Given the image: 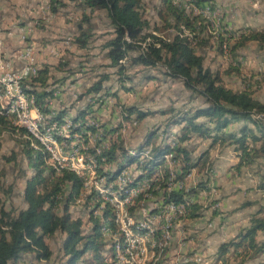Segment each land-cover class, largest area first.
I'll return each mask as SVG.
<instances>
[{
    "label": "rangeland",
    "instance_id": "374dc122",
    "mask_svg": "<svg viewBox=\"0 0 264 264\" xmlns=\"http://www.w3.org/2000/svg\"><path fill=\"white\" fill-rule=\"evenodd\" d=\"M50 1H33V8L38 10L37 14L33 15L32 21H29V32L31 31V33L28 37L35 38L36 43L48 50L50 47L59 48L54 51L56 57H45L44 55L43 59H37L36 57L39 58L40 54L36 53L35 56L33 49V58L35 61L38 60L36 63L39 70L45 68L48 71V91L55 90L47 105L55 113L66 112V118L62 122L65 123L63 135L67 139L61 137L59 143L65 144L67 141L70 145L69 147H67L68 144L63 146L60 156L75 153L77 157L87 159V164H93L96 168V163L91 158L89 150L97 151V154H100L101 149H107L113 142L120 143L130 156H136L140 162L146 161L149 147L145 148L144 144L149 133L158 132V138L152 142V145H159L162 142L171 145L172 135L179 132V127H169L166 130V135L161 136L168 118L173 114L160 116L159 113L173 110L175 114L203 108V99L186 91L180 81L164 77L160 68L128 67L127 60L120 62L126 67L121 74H117L116 69L107 68L108 61L101 46L112 37L113 30L106 12L102 10L89 12L81 10L78 5L72 3H60L61 1L54 0L57 4H50ZM171 2L173 6L182 9L189 17H196L198 21H203L201 25L206 28L204 35L210 36L211 43L210 47L197 52L203 56V67L213 74H218L223 86L227 89L234 92L247 89L253 99L264 104V83L260 82V75L264 71V46L259 47L257 44L248 42L232 52V55L228 52L240 35L264 30V0H171ZM198 2H201L202 5L200 6ZM50 7L54 8V13H51ZM159 9V0H140L141 17L149 25L147 33L153 28H158L159 32H156V35L168 38L170 31L163 29V22L158 18ZM83 16H86L87 21L82 24V28L89 27L91 37L87 48L79 53L72 46V40L78 34L76 26L81 25L84 21ZM219 35L223 38L233 37L228 43L229 47H225V45L221 47L222 55H219L215 41ZM23 38V47L28 46L31 39ZM0 42L2 44L1 40ZM1 48H3V44ZM40 58L42 57L40 56ZM28 68V72L34 71L35 63L28 62ZM103 75H107L108 80L102 82V90L95 96L82 97L85 90L96 83L99 76ZM30 81L28 80L24 84L29 85ZM74 86L73 92L68 91V88ZM97 100L98 102L92 104ZM1 103L4 107L8 104L5 99L1 100ZM86 106H90V113L84 117L85 126L94 127L95 133H73L72 129L76 127L72 126L70 120L75 118L78 111L84 110ZM126 107H134L144 114L147 112L149 116L137 121L136 115H132L125 120L126 116L122 114L121 110ZM254 119H260V117H254ZM47 120L44 126L50 123ZM10 121L16 128L17 125L14 124V121ZM236 128L234 125L230 127L231 130ZM15 132L18 133L17 128ZM14 138L7 132H0V199L5 211H12L13 214H16L22 207L21 191L24 181L30 178L31 174L26 167L20 148L13 141ZM23 139L27 140L25 137ZM196 142H199L196 137H190L188 142L182 145L186 146L188 150H192V158H196L206 144L196 145ZM227 147L226 145H215L211 151H208V161L212 157H219V152ZM229 148L232 149V147ZM139 150L142 152L139 153ZM230 150L228 149V151ZM11 154L14 155V160L6 162L5 159L10 158ZM115 155L117 154L115 153ZM45 164L48 165L49 162L46 160ZM227 168L225 171L228 170L226 173L229 177L228 179L222 178L223 184L215 171H209L208 177H205L203 172L197 174L196 171L191 170L181 181L176 180L175 175L171 174L166 189H162L157 186L160 181L155 180H161L159 176L163 174V170L172 169L169 156L161 162L158 173L149 179H146V175L140 172L135 164L123 167L118 179L119 183L127 184V186L133 184L139 188L141 185H146L145 183L153 182L155 188L150 187L149 191L151 192L147 189L146 201L144 200V208L146 207L151 213L157 207V201L161 199L163 192L178 191V184H172V182H181V188L185 190L189 187L194 188L197 182H203L207 189L199 192L197 200L203 209L201 210L202 218L193 222L181 217L173 224H168L170 226L169 236L161 240L166 248L163 253L165 264H237L238 258L235 254L242 253L237 249H231L225 257L217 258V248L221 243L232 241L235 234L226 236L225 239L220 237L223 225L222 223L219 225L220 221L217 215L212 214L220 210L227 213L235 210V207H230L231 204H228L227 211H225L223 205L225 199L235 198L233 200L252 202V207L247 209L248 212H259L258 216L263 218L264 191L257 189L258 180L255 175L264 174V170H261L257 164L251 168H242L239 172L235 171L233 166ZM101 170L103 173L114 172L116 164L105 163L103 158ZM96 176L93 179L98 180ZM98 177L102 178V176ZM105 201L109 204L108 200ZM82 202V199H79L75 205H71L69 213L71 219L82 221L83 233L87 234L90 229L88 214L91 207L90 205L89 207L83 206ZM138 210L139 208H136L134 213ZM56 213L59 215V210ZM93 214L98 217L96 215L98 211ZM214 216L215 219L212 221L211 218ZM242 216L246 217L247 213L239 217L242 218ZM225 231L226 228L221 232L225 233ZM102 234L104 243L100 248V254L104 257L105 262L110 264L109 254H107L109 250L106 242L107 233L102 232ZM62 241L63 236L60 234H55L44 240L51 252L47 261H37L34 255L29 254L22 256L15 264H64L65 258L61 250ZM233 242L236 241L233 240ZM84 258H88L87 255ZM258 262H264V258L261 261L257 259L245 264H259Z\"/></svg>",
    "mask_w": 264,
    "mask_h": 264
},
{
    "label": "trees",
    "instance_id": "16d2710c",
    "mask_svg": "<svg viewBox=\"0 0 264 264\" xmlns=\"http://www.w3.org/2000/svg\"><path fill=\"white\" fill-rule=\"evenodd\" d=\"M63 1L78 5L81 10L106 12L113 30L112 37L101 46L108 61L107 68L116 69L117 74H121L126 69L120 64L123 60H127L128 67L160 68L164 77L180 81L186 91L202 98L204 102L203 108L183 113L174 114L173 110L159 113L160 116L173 114L168 118L161 136L166 135L169 127H179V132L172 135L171 145L163 142L152 145V142L158 138V132L149 133L144 144L146 148L149 147L145 162H140L136 156H130L120 143H111L107 149H101L100 154L89 150L91 158L96 163L97 176H102L108 184L120 178V172L125 165L135 164L137 169L146 175V179H149L158 173L161 162L167 156L170 158L172 169L163 170V174L159 176L161 177L157 185L159 188L166 189L171 174L180 181L192 169L202 174L203 171L210 170L208 151L203 152L197 159H192L190 152L182 146L190 137L208 140L210 148L215 145L232 147L237 158L233 169L237 172L242 168H251L255 164L264 170V104L253 99L247 89L237 92L227 89L218 74H213L203 67V56L197 52L210 47L211 43L210 36L204 35L206 28L201 25L202 20L189 17L182 9L173 6L171 0H159L158 18L163 22V29L170 31L168 38H161L156 35V32H159L158 28H153L147 33L149 25L141 17L140 0ZM53 3L57 4L56 1L51 0L50 4ZM198 3L202 5L201 2ZM50 11L54 13L55 10L50 7ZM83 20L78 27L77 36L72 40V46L77 50H85L91 37V29L82 28V24L87 21L86 16H83ZM231 38L233 39V37L217 36L215 41L219 55L223 54L222 46L229 47ZM248 42L259 47L264 46V30L240 35L228 52L232 55V52ZM48 79L47 69H41L37 77L30 81L28 88L22 87V92L34 98L35 108L48 119H46L50 122L47 123L48 125L61 124L66 118V112L55 113L47 105L54 92L47 89ZM107 80V75L99 76V80L87 88L82 97L97 95L102 90V82ZM260 82L264 83V71L260 75ZM96 102L98 100L92 104ZM90 106L79 111L76 117L70 120L72 126L76 127L72 129L73 133H95V128L85 126L84 122V117L90 113ZM121 112L126 116L125 120L132 115H136L137 121L149 116V113L144 114L134 107L123 108ZM11 119L12 116L0 109V132H7L15 137L13 141L20 148L31 176L24 181L21 192L24 209L16 214L5 211L0 199V264H15L22 256L29 254L34 255L37 261H47L51 252L44 240L55 234L63 236L61 250L65 258L64 264H107L100 254V248L104 243L102 232L108 228L113 229L112 207L94 190L86 192L83 180L74 173L66 170L56 172L46 165V155L33 149L32 140L23 139L26 136L24 130L15 132L16 128L11 123ZM232 125L237 128L228 131V127ZM102 137L104 139V136ZM59 139L57 138L60 142ZM140 152L142 151L139 150ZM14 158L11 154L5 161L9 162ZM103 158L105 163H115L116 171L103 173L101 170ZM256 176L257 189L264 191V174L260 173ZM129 186L134 185L128 184ZM203 190H207L204 183L198 182L194 188L164 192L163 202L168 201L175 206L188 202L184 218L193 221L202 217V208L189 202V198ZM79 199H82L83 206L91 207L88 214L90 229L87 234L83 233L82 221L71 219L69 213L71 205H75ZM249 205L246 203L243 206ZM58 210L59 215L56 213ZM95 211H98V217L93 214ZM216 213L213 212L212 215ZM257 215L258 213L251 216L248 227L234 239L236 242L230 241L217 248L218 259L224 257L229 248L242 251L241 254H235L238 258L237 264H244L245 261L264 252V239L260 243L255 241L258 232L264 233V217L259 218ZM86 255L88 258H84Z\"/></svg>",
    "mask_w": 264,
    "mask_h": 264
},
{
    "label": "bare ground",
    "instance_id": "6f19581e",
    "mask_svg": "<svg viewBox=\"0 0 264 264\" xmlns=\"http://www.w3.org/2000/svg\"><path fill=\"white\" fill-rule=\"evenodd\" d=\"M27 71H28V62H27ZM0 92H1L0 109L6 111L8 114H10V116H12L11 120H13L14 124L17 125L16 128L18 132L19 130L20 131L24 130L26 132L25 138L27 140L30 139L33 141V145H32L33 149L36 152H41L46 155L47 161L49 162L48 164L49 167H51L56 172L66 170L71 173H74L77 177H79V175L75 173V170L72 169V163L64 162L63 160H60L58 156L53 155L51 152V149H55V143L60 144L57 138L62 137L63 139H65L63 133H58V132L43 133V132H49L50 129H60L61 127H65V123L63 122L61 124L52 123L50 125L47 124V126H44V124L41 123H34V116H26V124L28 125V127L20 128L18 126L20 108H26V101L30 102L34 106V98L24 95L22 92V87H15L14 97L20 98L18 99V107H13V105L10 103L6 104L7 106L4 107L3 104L1 103V100L5 99L6 101H10L11 91H10V87L7 86V81H4L1 78H0ZM39 136H42V138ZM44 141H48V144H45ZM93 169H86V176L88 175V179H93L96 176L94 166ZM96 177L98 178V180L95 179L96 182H105L103 178H99L98 176ZM117 181L119 183V180ZM83 182H84L85 191L86 192L91 191L92 190L91 184L86 183L84 180ZM145 184L147 185L148 183ZM102 188L97 187V191L95 192L98 195H100L99 197H102L104 200H108L110 206L113 207V210H119V212L117 213V222L115 218V213L112 211L113 229L108 228L103 231V233H107L106 242L108 243L107 248L109 249L107 253L109 254V258H108L109 263L131 264V258H130L131 249H128L129 241H127V238L125 236V234H131V236L138 241V248L141 253L139 264H165L164 262L165 259L163 258V252L166 248L165 245L161 242V240L162 238H167L169 236L170 226L168 225L169 223H167V218H160L159 224L157 223L142 224L141 212L145 206V201H146L145 196L147 194V189L149 191V189L151 188L147 187L146 191L133 192L130 199H127L128 192L138 191V187L137 188L136 186L128 187L127 184L123 183L122 188H120V184L119 185L110 184V186H108V189H106V186L105 189ZM152 188H155L153 187V183H152ZM166 192L168 193V191ZM122 199H125L124 209H122ZM188 204H189L188 202H185L184 205L179 206L180 208H182L181 217L183 218L185 217V212H186L185 209L188 206ZM136 208L137 209L139 208V210L136 213H134ZM170 211H178V206H175L174 204H170ZM96 215L99 216V213ZM118 223H122V229L119 228ZM122 230L125 234L122 232Z\"/></svg>",
    "mask_w": 264,
    "mask_h": 264
},
{
    "label": "crops",
    "instance_id": "0c3cea01",
    "mask_svg": "<svg viewBox=\"0 0 264 264\" xmlns=\"http://www.w3.org/2000/svg\"><path fill=\"white\" fill-rule=\"evenodd\" d=\"M33 1L34 0H0V40L2 41V44H3V59L5 62L9 63L10 66H12V68L14 70H18L21 66V62H20V60H18V57H17L18 53L23 48L21 37L31 39L29 45H33L35 56H36V53L40 54L39 58L36 57L37 59H43L45 57H56L54 55V53H55L54 51L59 49L58 47H55L54 49L52 47H50L49 48L50 50H48L46 47L43 48L38 43H36L35 38H29L28 37L29 33H31V31L29 32V27H30L29 21L30 20L32 21L33 15H36L37 10H38V9L33 8L34 7ZM59 1H61L60 3L65 2L63 0H59ZM65 3H67V2H65ZM78 27L79 26L77 25L76 28H78ZM2 44L0 42V48L2 47ZM75 50H77V49L75 48ZM81 51H83V50H77V52H79V53ZM44 55H45V57H44ZM40 56L42 58H40ZM40 62L43 63V61H40ZM28 70H29V68H28ZM31 72H35V70L31 71ZM74 90H75V86L73 88H68V91L73 92ZM53 91H55V90H53ZM230 127H228V129H230ZM198 141L199 142H196V145H199L200 143L203 145L204 143H206V144H204L205 147L203 148V150L201 151V153L199 155H201L203 152L211 151V149L213 148V147L210 148V142L208 140L198 139ZM183 147H185L188 150V148L186 146H183ZM228 149L230 150L231 148H229V147L224 148L223 150H221V152H219V154H218L219 157L217 156V157H212V159L210 158V161H208V163L210 164V168H209L210 170L203 171V173L206 174L205 177H208V172L212 170V171H215V173H217V175L221 178V181H222L221 184L224 183L222 180L223 177H224V179H228L229 175L226 173V171H228V170L225 171L226 167H228V168L232 167L237 163V158H236L235 153L233 152L232 149L230 151H228ZM188 151L190 152V155L192 158V150H188ZM199 155L197 157H199ZM197 157L192 158V159L195 160V159H197ZM192 170L196 171V169H192ZM234 181H237V180H234ZM235 189H238V188H235ZM199 192H201V191H199ZM199 192H197V194L194 195L193 197L189 198V202H192V204L199 205L198 201H197L198 195L200 194ZM229 199L230 198L225 199L223 201V203H224L223 205L225 207L224 210L227 211L226 209H227L228 204H231L230 207H235L236 209L231 210V211L228 210L229 211L228 213L222 212V210H220L217 212L216 215L220 221L219 225L221 223L223 225L221 230H220V235H221L220 237H222V238L224 237V239H225L226 236L229 237L231 234H235V236L233 238V240H234L238 236V234L241 233L242 230H244L248 227V221L250 220L251 216L255 215L256 213H253V212L249 213L247 210V209L252 207V202L233 200L235 198H232L230 200ZM246 203H248L250 205L249 206H243ZM24 208H25V206L22 203V207L20 210H22ZM245 213H247L246 217L245 216H242V218L239 217L240 215H244ZM259 214L260 213L258 212V215ZM258 215H257V217H259ZM202 216H203V214H202ZM259 218H261V217H259ZM211 219L213 221L215 219V216L212 217ZM193 222H195V220H193ZM225 228H226L225 233L221 232ZM263 239H264V233L258 232L256 234L255 241L257 243H260ZM220 240H222V239L220 238ZM219 243H221V242H219ZM221 244H225V243H221ZM205 248H207V247H205ZM231 249H234V248H229L228 251H230ZM237 250H240V249H237ZM225 255H224V257H225ZM263 258H264V252L255 258H252V259L245 261L244 264L246 262H251L252 260H257V259H259L261 261V260H263ZM218 261H220V260H218ZM254 262H256V261H254ZM258 263L264 264V262H258Z\"/></svg>",
    "mask_w": 264,
    "mask_h": 264
},
{
    "label": "built area",
    "instance_id": "2783aa9c",
    "mask_svg": "<svg viewBox=\"0 0 264 264\" xmlns=\"http://www.w3.org/2000/svg\"><path fill=\"white\" fill-rule=\"evenodd\" d=\"M21 40L23 41L24 38L21 37ZM17 57L18 60H20L21 62V66L18 70H14L9 63L4 61L3 48H0V78L3 79L4 81H7V86L10 87L11 99L10 101L7 102L12 104L13 107H18V99H20L14 97V88L15 87L28 88L29 85L24 83H26L28 80L35 79L39 72V67L33 58L32 45L24 46L23 49L18 53ZM27 62L35 63V72L27 71ZM0 98H1V92H0ZM26 116H34V123L46 124V119L40 114V112L35 108V106H33L30 102L27 101H26V108H20L19 125H18L20 128L28 127V125L26 124ZM51 132H58L64 134L65 127H61L60 129H50L49 132H43V133H51ZM39 137L42 138V136ZM65 139L67 138L65 137ZM44 143L48 144V141H44ZM66 144H68L67 141H65V144L55 143V149H51L52 154L58 156L60 160H63L64 162L72 163V169H74L75 173L78 174L79 177L82 178L86 183L91 184L92 190L97 191V187L110 186V184H120V188H122L123 183H118L117 180H114L113 182L107 184L106 182H96L95 179H88V177L86 176V169H93V167L92 164H87V159H84L82 157H77L75 153H72L71 155L68 156H62V157L60 156V153L63 150V146ZM69 145L70 144H68L67 147H69ZM155 181H159V180H155ZM152 183L139 186L138 191L128 192L127 199L131 198L133 192L146 191L147 187H152ZM172 184H178V190L181 189V182H172ZM124 201L125 199H122V209H124ZM156 206L157 207L152 213L147 208H143L141 212L142 224H149V223L159 224L160 218H167V223L173 224V222L176 221L177 219H181L182 208L178 206V211H170V202L168 201L163 202V194H161V199L157 201ZM112 211L115 213V218L117 222V213L119 212V210H113L112 207ZM118 224H119V228L122 229V223H118ZM125 236L127 238V241H129L128 249H131V256H130L131 264H139L141 253L138 248V241L135 240L131 236V234H125Z\"/></svg>",
    "mask_w": 264,
    "mask_h": 264
}]
</instances>
